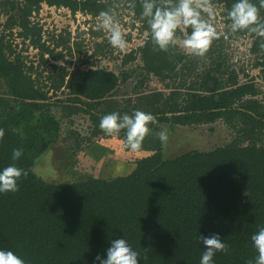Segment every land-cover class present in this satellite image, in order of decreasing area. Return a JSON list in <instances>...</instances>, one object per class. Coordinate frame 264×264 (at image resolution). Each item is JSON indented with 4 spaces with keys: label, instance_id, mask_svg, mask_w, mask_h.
<instances>
[{
    "label": "trees",
    "instance_id": "16d2710c",
    "mask_svg": "<svg viewBox=\"0 0 264 264\" xmlns=\"http://www.w3.org/2000/svg\"><path fill=\"white\" fill-rule=\"evenodd\" d=\"M215 1L227 12L234 2ZM117 2L126 4L147 31L140 19V0ZM43 3L94 17L115 5L110 0H0V78L8 86V95H0V128L4 130L0 168L16 163L27 173L18 181L17 192L0 193V248L13 250L26 264H93L97 254L106 257L112 239L124 237L142 254L139 264H199L204 251L199 234H219L228 251L217 252L215 264L254 260L257 252L251 235L264 226V101L255 83L240 82L236 69L223 62L204 72L184 96L180 88L169 93L153 90L109 107L120 114L135 109L151 113L154 121L149 127L154 130L163 123L174 128L225 120L238 128L229 143L168 159L157 134H148L140 150L151 153L127 175L90 176L61 184L35 173L33 166L51 143L30 156L20 132L7 126L5 119L22 107L44 118L56 106L65 116L88 113L95 125L93 134L99 135L103 132L100 118L107 114L99 108L128 77L126 71L121 76L105 67L58 71L56 64L51 70L28 65L7 33L38 50V67L50 58L68 62L63 48L58 50L66 41L47 43L43 26L32 20ZM259 15L264 20V9ZM260 43L256 36L250 52L257 55L256 65L264 71ZM139 52L147 72L160 79L168 78L183 58L177 48L154 49L149 36ZM134 59L135 51H130L122 61L127 64ZM62 89L69 90L68 98L53 102ZM14 148L23 149L15 162L11 159Z\"/></svg>",
    "mask_w": 264,
    "mask_h": 264
},
{
    "label": "rangeland",
    "instance_id": "374dc122",
    "mask_svg": "<svg viewBox=\"0 0 264 264\" xmlns=\"http://www.w3.org/2000/svg\"><path fill=\"white\" fill-rule=\"evenodd\" d=\"M110 1L115 4L113 10L120 19L127 41V47L123 51L113 48L106 33L96 29L97 16L81 11L74 14L67 7L50 6L47 3H43L40 10L34 13L32 20L43 26V38L47 43L53 44L60 39L66 41L58 50L63 48L68 62L49 57L48 63L38 67L37 49L29 45L28 41L24 43L18 36L7 33V39L13 41L16 52L22 54L25 62L28 65L34 64L38 70H51L52 64H56L58 71L62 68L72 71L105 67L120 75L123 71L128 72L127 79L121 82L116 92L99 108L107 114L112 112L109 106L123 105L128 97L142 92L162 90L169 93L174 88H180L184 96L194 82L200 81L204 72L214 68L219 62L230 69H236L240 82L255 83L259 90L258 97L264 101V71L261 66L256 65L257 55L250 52L256 35L250 32L231 33L227 10L222 3L213 0L217 11L213 21L217 37L207 53L202 57L189 56L177 47L183 56L182 60L168 78L160 79L147 72L139 52V47L148 40L142 23L134 20V14L126 4L117 0ZM6 18V15L2 16L3 22ZM1 32L0 29V34ZM178 35L182 36L180 33ZM130 51H135V59L124 64L122 58ZM68 93V89H62L53 96L52 101L58 98L65 100ZM0 95H8V86L2 78ZM51 112L50 116L41 118L40 113L34 109L22 107L4 121L7 126L20 132L32 157L40 152L44 143H51L33 166L35 173L47 182L68 184L90 176L110 178L127 175L135 169L139 159L151 153L145 150L130 151L125 146V134L122 132L114 135L102 132L95 136V125L88 113L80 111L65 116L56 106L51 108ZM162 128L169 132L168 142L164 145V158L168 159L193 150L208 151L223 146L238 134V128L225 120L194 126L178 125L174 128L163 123L160 130ZM160 130L151 129L149 134H157Z\"/></svg>",
    "mask_w": 264,
    "mask_h": 264
},
{
    "label": "clouds",
    "instance_id": "9594fccd",
    "mask_svg": "<svg viewBox=\"0 0 264 264\" xmlns=\"http://www.w3.org/2000/svg\"><path fill=\"white\" fill-rule=\"evenodd\" d=\"M140 19L147 24L146 36L150 37L154 49L168 51L180 48L189 56H204L212 41L217 37L214 19L217 15L213 0H140ZM264 9V0H234L227 12L230 21L229 31L237 33L248 31L261 38L260 48L264 49V20L259 12ZM96 29L106 33L109 44L121 51L127 47L117 13L102 10L96 17ZM182 34V36L178 35ZM38 115V114H37ZM154 121L151 113L135 109L131 114L111 112L100 118L99 128L106 135L119 134L124 131L125 146L132 152L142 147L145 137L150 133L149 124ZM4 130L0 128V138ZM162 145L169 139V132L162 128L157 133ZM23 155L22 148L12 150V161H18ZM27 175L16 163L0 168V193L17 192L18 181ZM70 182V181H69ZM199 240L204 251L199 264H215L217 252H227L228 247L219 234L203 236ZM257 255L248 264H264V226L251 235ZM142 254L126 238L112 239L106 249V257L97 254L93 264H139ZM0 264H26V261L11 249L0 248Z\"/></svg>",
    "mask_w": 264,
    "mask_h": 264
},
{
    "label": "crops",
    "instance_id": "0c3cea01",
    "mask_svg": "<svg viewBox=\"0 0 264 264\" xmlns=\"http://www.w3.org/2000/svg\"><path fill=\"white\" fill-rule=\"evenodd\" d=\"M140 151H144V150H140ZM145 156H147V155H145Z\"/></svg>",
    "mask_w": 264,
    "mask_h": 264
}]
</instances>
